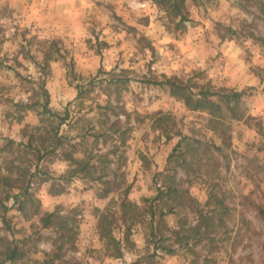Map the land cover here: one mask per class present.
<instances>
[{
	"label": "rangeland",
	"instance_id": "374dc122",
	"mask_svg": "<svg viewBox=\"0 0 264 264\" xmlns=\"http://www.w3.org/2000/svg\"><path fill=\"white\" fill-rule=\"evenodd\" d=\"M184 11L189 20L176 27L179 18L155 0H0V176L16 186L30 181L41 214L56 210L74 224L75 247L51 264H264V0H186ZM48 51L56 59L43 72ZM44 79L50 108L69 117L60 127L63 145L40 159L25 148L41 124L40 105L17 103L43 102ZM79 85L87 90L81 98ZM201 90L244 92L240 117L217 124L191 110L185 98ZM184 136L200 140V150L211 146L195 160L187 156L201 177L168 161ZM68 154L90 157L113 191L102 198L108 185L69 178ZM168 171L178 172V186L205 212L210 190L218 195L223 207L212 235L178 242L181 219L182 232L199 224L188 205L166 213L160 231L163 205L152 200L163 180L154 176ZM18 192L0 183V253L3 239L27 238L25 261L43 260L58 233L41 228L39 216L24 217L7 199ZM106 211L121 257L99 236Z\"/></svg>",
	"mask_w": 264,
	"mask_h": 264
},
{
	"label": "trees",
	"instance_id": "16d2710c",
	"mask_svg": "<svg viewBox=\"0 0 264 264\" xmlns=\"http://www.w3.org/2000/svg\"><path fill=\"white\" fill-rule=\"evenodd\" d=\"M185 2L186 0H155V3L164 11L168 13L172 18H179L178 24L176 27H180L185 21H188L189 18L185 15ZM56 59L53 58L51 52H46L44 54V58L42 63V71L45 72L46 66L49 65L50 60ZM123 85H126L130 82V79L119 80ZM154 84H165L168 82H151ZM39 91L38 95L43 97V102L39 100L33 103H17L18 107L21 108H33L34 106L40 105L41 110L39 111V115L41 118V124L33 127V132L31 134H27L28 141L25 145V148L34 150L37 153H42L40 159L50 153H54L60 146L63 145V136L60 135V127L64 124L68 117L69 111L66 110L64 114L59 112H55L50 108V94L46 87V81H39ZM124 87V86H123ZM78 96L77 98L83 97L86 93V89L84 85H79L78 87ZM244 92L242 91H231V92H215L210 90H201L199 93H196L193 97H186L185 103L191 110H201L206 111L210 114L211 119L214 123L220 124V122L224 121V118H237L240 117V105L239 101L242 98ZM216 97V98H215ZM47 116V117H46ZM23 116L19 117V121L23 120ZM163 116L160 118L163 120ZM53 119H58L57 123ZM48 122L46 125L48 128L43 130V124ZM161 125V124H160ZM183 142H186V149L188 151L183 150ZM201 141L197 139H190L188 136H184L180 139L178 144L173 149V152L169 155L168 161L177 162L179 167L185 171L186 175L191 177H201L203 174L201 173V168L196 167L193 168V162L189 161L187 158L188 155H191L192 160L196 159V156L199 154V151H210L211 146H207L203 150L201 148ZM182 148V149H181ZM72 167L69 170V178L75 175L82 174L84 178H88L93 181H101L102 184L108 185L101 197L104 198L109 195L113 190L109 184L110 180H106L105 177L108 176V173L98 174V166L95 163L91 162L90 157H85L83 159L74 158L72 155L68 154V158ZM103 164L107 163V160L101 161ZM178 172L174 171V174H170V172H159L155 174V179L162 178L163 184L158 188L157 195L153 198L152 201H156L157 205H163L161 212L159 213V224L160 231L163 230L162 227H166L163 219L166 213H173L177 211L179 206L188 205L189 207L195 208V211L199 218V224L196 226L189 228L185 232H182L183 228H185V224L181 219L180 222L181 228L180 230H173L174 235L177 236L180 240L178 242L187 240V243L191 238L200 239L204 235H212L220 225V221L217 219V210L221 206L223 207V203L218 197V195L210 190L209 198L205 202L204 206H209V210L207 212L204 211V208L199 207V202L193 198L190 193L182 190L178 186L177 180ZM17 180L9 176H0V183L2 182L4 186H8L10 188H17L19 190L18 193L10 194L7 196V199L11 197L14 199V204L18 205V209L22 212L25 218L31 219L32 216H39V221L41 223V228L43 229H55L59 236V241L56 250L53 252H47L46 258L43 260L31 259L29 261H25L27 257V250L24 247L28 239H20V240H6L3 239L4 250L0 253V264H18L22 262V264H51L55 261V259H61L63 254V249L68 245V247H75L76 239H77V231L74 224L68 225L63 220L60 219L58 212L52 211L44 214L40 213L39 205L36 203L34 199V194L30 192V181L27 183L22 182L21 185L16 186L13 184ZM128 191L126 190V194ZM127 198V197H126ZM122 208L128 210V202L123 200ZM156 216V215H155ZM218 220V222L216 221ZM222 220V217H221ZM115 217L111 211L102 212L99 216V236L101 240L106 242V245L112 247L114 252L112 255L116 257H121L123 254L121 241L118 240L114 235L115 228ZM223 223V222H221ZM222 225V224H221ZM162 247L170 254H174L175 250L168 248L167 246H159ZM157 249V248H156ZM138 264V262H135Z\"/></svg>",
	"mask_w": 264,
	"mask_h": 264
}]
</instances>
